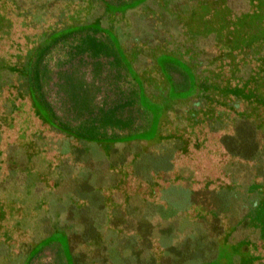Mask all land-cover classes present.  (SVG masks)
I'll list each match as a JSON object with an SVG mask.
<instances>
[{"label":"rangeland","instance_id":"374dc122","mask_svg":"<svg viewBox=\"0 0 264 264\" xmlns=\"http://www.w3.org/2000/svg\"><path fill=\"white\" fill-rule=\"evenodd\" d=\"M0 15V264H264V0Z\"/></svg>","mask_w":264,"mask_h":264},{"label":"trees","instance_id":"16d2710c","mask_svg":"<svg viewBox=\"0 0 264 264\" xmlns=\"http://www.w3.org/2000/svg\"><path fill=\"white\" fill-rule=\"evenodd\" d=\"M104 11V10H103ZM115 12L116 11H114V10H109V11H104V13L108 16V17H111V16H114V14H115ZM118 12V11H117ZM2 17V19L0 20V26H1V29L4 27V26H6V23H8V21H7V19L3 16V15H0V18ZM87 22H85V23H79L78 22V25H81V24H86ZM72 25H74V24H76V23H71ZM96 24H97V21H95V22H93V25H95L96 26ZM64 29V28H63ZM63 29H61V30H63ZM82 30V29H81ZM81 30H79L78 31V33H80V31ZM97 33H98V30L97 29H94V31L92 32V35L90 36V38L89 39H87V37L85 36L84 37V40L86 39V41L84 42V43H81V46L84 48V50H90L91 52H94V53H96L99 49H100V47H101V44L97 41L98 39L96 38V35H97ZM51 34L52 33H50V34H47V35H45V37H44V39H43V41L41 42V44H39L37 47H36V49H35V52L36 51H40V57L42 56H44V55H46V53L49 51V49L51 48V47H53V46H57L58 45V43H59V45H61V40H63L64 39V37H59V38H55V39H53V37H51ZM243 37H244V35H243ZM235 38V37H234ZM238 40H241L242 39V37L240 36V37H236ZM66 39V38H65ZM230 43V42H229ZM255 43H257V42H255ZM245 44V43H244ZM53 45V46H52ZM250 48V47H249ZM38 52H37V54H38ZM42 52H44V53H42ZM39 56H38V58H39Z\"/></svg>","mask_w":264,"mask_h":264}]
</instances>
